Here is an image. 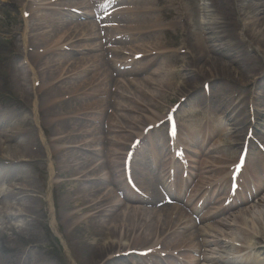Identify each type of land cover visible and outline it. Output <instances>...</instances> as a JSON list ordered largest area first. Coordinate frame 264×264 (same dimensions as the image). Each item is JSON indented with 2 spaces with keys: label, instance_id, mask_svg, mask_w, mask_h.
I'll list each match as a JSON object with an SVG mask.
<instances>
[{
  "label": "rangeland",
  "instance_id": "obj_1",
  "mask_svg": "<svg viewBox=\"0 0 264 264\" xmlns=\"http://www.w3.org/2000/svg\"><path fill=\"white\" fill-rule=\"evenodd\" d=\"M69 1L85 6L84 3L92 0ZM99 1L105 3L109 0ZM147 2L155 10L154 17L161 19L160 7L156 5V0L144 1ZM193 2L195 10L192 11ZM245 2L244 5L250 2L257 3L256 0H245ZM120 4L122 8L130 3L120 0ZM177 4L176 9L186 13L191 25L187 32L195 40L203 32L200 10L203 5H210L211 1L177 0ZM26 6L28 2L24 0L20 6L10 5L8 0H0V134L13 125L19 126L23 131L15 139L3 143V149L9 147L10 150L0 152V264H112L105 255L110 232L106 227H102L103 224L99 221L107 222L127 207H142L139 203L140 194L130 189L124 180V163L129 151H132V155L128 167L131 179L136 185L135 189L138 190V183L142 182L147 184L152 193L158 194L162 191L159 183L163 182L167 191L171 190L174 198L180 200L187 196L188 189H194V184L199 180L201 169L198 170V162L209 161L210 158L218 156V154H207L213 147L220 149L222 146L236 142L234 138L226 135L229 126L221 123L224 114L223 110L216 107L217 103L212 107L204 106L198 100L200 94L195 93L197 99L193 97L186 103H181L183 100L180 98L181 94L175 97L176 89L181 85L195 86L194 77L193 80H188L184 73L177 74L175 85L165 94H159L151 89L138 101L128 96L122 97L113 91L119 79L124 80L125 84L142 80L166 82L171 79L173 68L180 69L181 66L180 64L174 66L173 52L176 53L183 44H186V38L183 37L185 32L180 27L171 28L170 34L159 33L157 36L142 38V42L158 40L164 46V51L161 52L163 54L158 55L156 52L146 59L133 62L131 66L125 64L122 57L113 56L111 50H118L119 43L107 39L108 35L97 28L93 39L82 42L83 46H96V51L89 53L83 51L81 55H73L74 53L68 55L66 51L68 48H73L70 45L72 40L64 41L68 28L72 27L73 23L64 29L65 36L64 32L60 35L51 33L52 46L61 44L65 50L62 55L54 54L52 56L54 61H63L65 57L68 65L76 63L81 58L90 59L93 57L91 55H95L96 58H100L102 64V67L96 71L97 74H102L105 70L112 80L106 85L108 91L103 95L81 94L77 97L64 98L55 106L53 112L61 117V121L53 120V116L47 110L48 97L40 94L33 97L34 89L36 87L42 89L45 83L32 84L31 92L30 88L20 87L13 76L21 77L26 70L21 66L27 62V51L22 44L26 25L24 19ZM129 7L131 5H128ZM93 15L95 16L83 21L97 24L96 18L100 13L96 11ZM263 17L264 13L258 16V19ZM191 18L194 19L195 24L191 23ZM63 20L67 23L74 21L67 14L64 15ZM170 20H164L163 23H168ZM254 28L256 31L263 30L261 27ZM240 32L242 33V30ZM213 44L218 45V42ZM78 48L81 49L80 45L77 46ZM168 51L171 53H167ZM227 54L228 57L214 61L210 60L211 55L207 53L202 55L203 58L201 56L198 58L202 63L208 62L204 65L208 70L216 69L218 66L223 67L221 65L223 61L230 72L229 79L232 80L229 86L237 91L241 90L239 98H244V106L248 103L250 106L255 102L254 86L243 89L249 84L246 78L249 76L248 71L246 73L243 63L235 57H230V53ZM177 56L184 58L181 54ZM30 57H33L32 53ZM12 58L15 59L14 74L10 72L8 66ZM257 58L259 63H264L261 57ZM108 59L114 62L110 63ZM145 65L147 68L141 74L131 78L126 76L128 70ZM88 72L76 75L77 80L87 79L96 73ZM202 83L203 81L197 83L202 94L208 95L210 91L212 92ZM121 93L123 92L120 90ZM214 95L217 96L218 101L225 99L220 95ZM168 99L172 101L168 102ZM98 102L101 103V107L95 114L85 115L82 119L74 117L70 121L64 120L69 117L68 112L78 110L80 107L90 108V105H97ZM33 103L36 105V116L33 114ZM120 105L133 108V112L123 111L119 108ZM168 111L174 114L173 125L166 122ZM241 118L242 115H238L236 120ZM218 123L221 133L214 132ZM119 125L125 131H121ZM260 126H248L247 129L251 131L253 127L260 132ZM127 128L134 130L131 133ZM209 131L213 132V139L209 144L203 145L202 151L206 154L202 156L200 147L203 135ZM248 131L242 133L246 140L250 138ZM59 138L61 141L58 140ZM0 141L4 142L2 138ZM240 149L241 145L237 144L227 151L231 154L233 163H236ZM262 155H264V144L253 146L245 168L250 170L255 167L257 162L255 164L253 162ZM11 158H14L15 162L10 163ZM84 161L91 163L85 164ZM71 162L76 165L69 167ZM220 168L222 167L213 168L215 172L210 175L223 183L226 169L220 170ZM85 170L89 172L88 177L93 179L92 182L76 180L78 177L76 173ZM190 178L194 179L193 184L189 186L186 182H189ZM26 181L29 183V188L22 193L21 189ZM12 188L15 189L13 191L15 197H1L2 192L9 193ZM228 193L232 194L233 191L230 190V184L225 183L222 191L215 190L214 196L218 194L216 197L223 198ZM263 196L264 194L261 195ZM169 198L168 203L166 199L165 201L160 199L143 207L157 210L165 208L168 204H178L175 199L172 200V196ZM85 200L100 201L97 208L110 205H113V208L101 215L95 214V207L76 214L81 201ZM259 259L264 264L262 257ZM132 263L141 264L138 257L124 264Z\"/></svg>",
  "mask_w": 264,
  "mask_h": 264
},
{
  "label": "bare ground",
  "instance_id": "obj_2",
  "mask_svg": "<svg viewBox=\"0 0 264 264\" xmlns=\"http://www.w3.org/2000/svg\"><path fill=\"white\" fill-rule=\"evenodd\" d=\"M8 1L10 5L20 6L23 3V0ZM24 1L28 2V6L24 11L26 25L22 35V44L27 51V62L21 66H24L26 70L21 77L13 76L20 87L30 88L31 92L32 84L38 82L42 85V82L45 83L42 89L38 87L34 89L33 97L39 96V94L48 97L47 110L53 116V120L61 121V117L56 116L53 112L55 106L64 98L77 97L81 94L103 95L108 91L105 88L106 85H109L112 80L105 70L102 74H97L96 71L102 67V64L100 58H96L95 55H91L93 57L90 59H88L89 57L81 58L76 63L68 65L65 57L63 61H54L52 56L57 53L62 55L65 50L61 44L52 46L50 43L51 33L60 35L67 25L73 23V26L68 28L64 39V41L72 40L70 45L73 48H68L66 51L68 55L72 53L81 55L83 51L87 53L96 51V46H83L82 42L85 43L87 39H93L97 28L108 35L107 39L113 43H119L118 50H111L113 56L122 57L123 62L130 65L135 61L146 59L156 52L158 55L163 54L161 52L164 51V46L158 40L142 42V38L157 36L159 33L170 34L171 28L180 27L185 32L183 37L186 38V44H183V47L176 53L173 52L174 66L178 64L181 66L179 65L180 69L173 68L171 79L166 82L142 80L126 84L124 80L119 79L116 81L113 91L122 97L128 96V98L138 101L140 98H144L147 91L151 89L159 94H165L175 85L177 74L184 73L188 80H193L194 77L196 82L193 84L195 86L181 85L176 89L175 97L181 94L180 98L183 99L181 103H186L193 97L197 99L195 94H200L202 100L200 101V98L198 100L202 105L212 107L217 103L216 107L223 110L224 114L221 123L229 126V132H226V135L234 138V142H236V144L222 146L220 149L213 147L207 154H218V156L210 158L209 161L198 162V170L200 168L203 171L199 170V180L194 184V189L187 190L188 194L184 199L174 198V194L171 193V190L167 191L163 182L159 183L162 193L158 194L152 193L147 184L139 182L141 197L139 203L142 207H127L113 219L107 222L99 221L103 224L102 227H106L110 232V240L105 246V255L109 257L112 264L131 262L135 257H138L141 264H263L259 258L262 257L264 261V196L261 197L264 194V155L253 162L254 164L257 162V168L256 166L250 170L240 168L236 172L237 179L234 182H237V187L232 195L225 194L222 198L216 197L218 194L214 196V193L217 189L222 191L225 183L233 182L229 173H233L238 168L227 151L237 144L249 147V149L255 142L264 144V63H259L257 58L261 57L264 60V17L258 19V16L264 13V0H256V4L250 2L248 5H244L245 0H209L211 4L203 5L200 10L203 32L195 40L187 32L191 25L186 13L176 9L177 0H156V5L160 7L161 19L154 17L155 10L150 3H144L145 0H124L130 4H126L122 8H120V0L115 2L109 0L112 4L108 6L106 3L105 7L97 0L84 3L85 6L69 0ZM128 5L131 7L128 8ZM99 9L101 10L100 14L104 10L108 11L107 14L98 17L99 24L83 21ZM167 10L169 12H166ZM193 10H195L194 2ZM66 14L75 22H65L63 17ZM168 19L171 20L168 23H163ZM102 23L104 25H101ZM191 23L195 24L193 18H191ZM254 27L256 29L261 27L263 30L256 31ZM63 34L65 36V32ZM213 42H218V45ZM78 45L81 49H77ZM232 47L234 48L231 49ZM227 52L230 53V57H235L245 65L246 73L248 71L249 76L246 78L249 84L245 85L243 89L254 86L253 99L255 102L250 106L249 103L244 106V98H239L241 90L237 91L229 86V82L232 80L229 79L230 72L228 67L224 66L226 64L223 61H221L223 67L218 66L216 69L208 70L204 66L208 62L202 63L198 58V56L202 57L207 53L211 55L210 60L214 61L228 57ZM30 53L33 55L32 58ZM177 54H181L184 58H178ZM108 60L110 63L114 62V60ZM8 66L10 72L14 74V58L10 59ZM39 68L40 70H37ZM146 68L147 65L132 68L128 70L126 76L130 78L137 76ZM88 71L96 73L87 79L77 80L76 75L89 73ZM165 72L169 71L165 70ZM246 73L245 75H248ZM252 79L254 80L251 82ZM71 80L74 82L71 83ZM200 81H203V86L209 87L212 92L210 91L208 95L202 94L200 86L197 84ZM102 87L104 88L102 89ZM120 90L123 93L120 94ZM214 94L225 99L218 101ZM170 101L172 100L168 99V102ZM33 106V114L36 116L35 103ZM100 107L101 103L98 102L97 105H90V108L74 109L68 112L69 117L64 120L70 121L74 117L82 119L85 115L95 114ZM119 108L123 111L133 112V108L125 105H120ZM170 113L171 111H168L167 114ZM238 115H242V118L236 120ZM121 120L125 119L121 118ZM119 126L121 131H125L121 125ZM219 126L220 123L214 132H222ZM248 126H260L261 131L257 132L253 127L251 131H248ZM245 129L250 133L248 140L244 139L242 134L246 133ZM133 130L127 128V131H131V133ZM20 133L23 131L17 125L10 126L7 131H3L0 134V138L4 140V142L0 141V152L10 150L9 147L3 149V143L15 139ZM212 133L209 131L203 135L200 147L202 156L206 154L202 151L203 145L212 141ZM58 140L61 141L60 138ZM13 162L15 159L11 158L10 163ZM84 163L89 164L91 161H84ZM192 163L195 164L194 161ZM74 165L76 163L71 162L68 166ZM216 166L226 169L223 183L210 175L215 172L213 168ZM88 174L89 172L86 170L76 173L78 176L76 180L92 182L93 179L89 178ZM206 175L210 176L206 177ZM245 175H249L251 178L245 180L243 178ZM193 179L190 178L186 183H189V186L192 185ZM28 188L29 183L26 181L21 189L22 193ZM14 190L12 188L9 193L2 192L1 197H15ZM169 196H172V200L175 199L178 204H168L165 208L157 210L143 207L155 200L165 201ZM99 204L100 201L96 200L81 201L76 214L95 207V214L101 215L108 213L113 208V205L97 208Z\"/></svg>",
  "mask_w": 264,
  "mask_h": 264
},
{
  "label": "snow or ice",
  "instance_id": "obj_3",
  "mask_svg": "<svg viewBox=\"0 0 264 264\" xmlns=\"http://www.w3.org/2000/svg\"><path fill=\"white\" fill-rule=\"evenodd\" d=\"M172 134H173V135L175 134V133H174V128H173Z\"/></svg>",
  "mask_w": 264,
  "mask_h": 264
}]
</instances>
